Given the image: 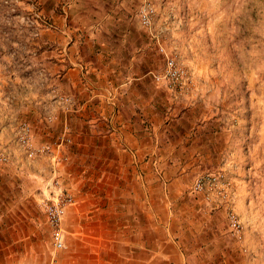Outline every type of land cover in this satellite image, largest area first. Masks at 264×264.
<instances>
[{"label": "rangeland", "instance_id": "1", "mask_svg": "<svg viewBox=\"0 0 264 264\" xmlns=\"http://www.w3.org/2000/svg\"><path fill=\"white\" fill-rule=\"evenodd\" d=\"M63 5L62 0L54 6L40 0H0V113L25 156L19 139L23 124L34 141L30 124L21 118V105L32 106L36 95L64 91L58 80L63 70L54 63L62 58L58 49L67 40L63 21L53 19L65 14ZM143 7L152 8L149 26L140 22ZM123 10L127 27L145 34L143 42L133 45L146 53L148 63L130 72L133 77L139 72L150 84L152 156L165 150L176 162L165 171L175 179L166 190L190 192L191 201L184 203L196 202L210 213V228L207 220L201 223L207 215L184 214L194 220L185 230L193 239L186 252L212 254L209 264H264V0H128ZM74 20L85 27V19ZM107 22L103 19L95 40L100 41ZM75 34L78 44L83 43ZM128 75L122 73L119 84L127 83ZM164 142L177 146L159 149ZM211 175L218 176L216 186L192 190L197 178ZM220 186L226 188L224 196L218 193ZM157 188L152 181V189ZM230 212L238 218V231L230 224ZM38 241L48 259L39 263L48 264L53 255L50 229L48 234L40 225Z\"/></svg>", "mask_w": 264, "mask_h": 264}, {"label": "crops", "instance_id": "2", "mask_svg": "<svg viewBox=\"0 0 264 264\" xmlns=\"http://www.w3.org/2000/svg\"><path fill=\"white\" fill-rule=\"evenodd\" d=\"M59 1L40 3L54 6ZM62 1L65 14L53 19L63 21L67 42L58 49L63 55L54 67L63 70L58 80L64 91L33 96L37 100L21 105L25 114H18L30 124L34 143L52 144L61 161L52 166L46 153L25 156L0 113V149L6 155L0 161V264L48 260L38 247L40 225L49 234L40 201L56 175L73 197L62 219L64 247L55 254L56 264H209L212 254L186 252L193 239L185 234L194 222L185 216L207 212L196 202L184 203L191 201L190 192L166 190L175 179L165 171L176 162L165 150L152 156L150 84L139 72L135 77L130 72L148 63L146 53L133 45L145 34L127 27L123 7L128 0H106L104 6L102 0ZM75 18L85 19V27L74 25ZM103 19L108 26L98 41ZM75 32L83 43L78 44ZM122 73L132 77L119 84ZM64 132L69 141L56 148L55 139ZM163 145L159 149L168 147ZM209 214L201 223L207 220L212 227Z\"/></svg>", "mask_w": 264, "mask_h": 264}, {"label": "built area", "instance_id": "3", "mask_svg": "<svg viewBox=\"0 0 264 264\" xmlns=\"http://www.w3.org/2000/svg\"><path fill=\"white\" fill-rule=\"evenodd\" d=\"M152 8L143 7L140 11V22L143 26H149L151 19ZM168 69H171L172 62L169 63ZM175 74V70L172 75ZM23 148L25 149L27 155L32 157L34 155H38L40 153H46L51 158L52 166L57 164L60 161V158L57 153H54L51 149V146L47 143H43L39 146H33L30 142V129L27 124H23L21 126V136L19 137ZM69 141V138L62 133L59 137V141L56 143V148H60L63 144ZM6 159V155L0 152V161H4ZM56 177L49 182L50 191L48 195L41 199L40 205L43 210L46 222L50 229V237H51V247L53 255L50 258L48 264H56L55 254L59 250L64 247V231L62 228V219L66 210V207L73 203V197L69 191L62 188ZM218 176H201L197 178L193 184L192 190L198 192L202 190L206 185L216 186ZM218 193L220 196H224L226 193V188L224 186L218 187ZM229 220L231 226L239 230V221L236 215L233 212L229 213Z\"/></svg>", "mask_w": 264, "mask_h": 264}]
</instances>
